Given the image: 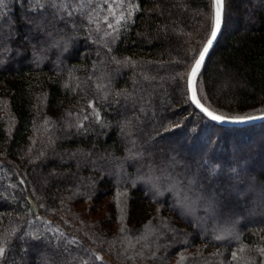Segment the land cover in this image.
Masks as SVG:
<instances>
[{"label":"trees","instance_id":"trees-1","mask_svg":"<svg viewBox=\"0 0 264 264\" xmlns=\"http://www.w3.org/2000/svg\"><path fill=\"white\" fill-rule=\"evenodd\" d=\"M223 4L197 97L225 118L263 114L264 0ZM213 17L214 0H3L0 264H135L131 256L136 264H264V169L247 179L234 173L230 166L245 167L246 158L228 136L241 131L249 160L261 167L264 132L249 139L245 130L264 122L218 125L189 98ZM224 79L230 85L218 86ZM179 81L184 108L159 111V94ZM185 114L223 131L215 149L200 154L211 172L157 148L189 126ZM104 195L122 196L128 207L130 232L120 241L128 249L100 229L101 215L90 222L74 210L86 213V202L102 210ZM143 226L149 238L140 242ZM86 250L91 260L81 257Z\"/></svg>","mask_w":264,"mask_h":264},{"label":"rangeland","instance_id":"rangeland-1","mask_svg":"<svg viewBox=\"0 0 264 264\" xmlns=\"http://www.w3.org/2000/svg\"><path fill=\"white\" fill-rule=\"evenodd\" d=\"M248 20L250 21V18H248ZM249 21H247V22H249ZM180 72H181V70H180ZM184 82H185V78H184ZM226 84L230 85L229 82H228V79H224L222 84L220 83V84H218V86L222 85L224 87V85H226ZM205 85H207V84H205ZM201 87H202V83H201ZM206 87L204 86V89ZM216 87H217V85H216ZM164 94L165 93L159 94V96L157 98L158 104L160 105L159 108H158L159 111H163L164 109H167L168 108L167 104H169V103H173L174 108L175 107L176 108L182 107L181 110L184 108L182 103L187 101L186 100V95L187 94H186V86L181 81H179L177 84H175V86L173 85V87L171 89V94H169V95H164ZM185 103H187V102H185ZM263 109H264V107L262 109H260V111H264ZM178 115H180V114H178ZM257 115H260V114H257ZM137 116H138L137 119L142 118L141 117L142 115H141V113L139 114V112L137 113ZM185 116H186V119H185L184 124L187 123L188 120L190 119V123L188 124L189 126H187L186 129H178L179 131H177L176 133L166 137L165 140L169 141L168 142L169 144L166 143V145H165L163 143L161 144V143L157 142V146H158L157 148L160 149V147L162 146V149H160L161 151L165 150V149H166V151H167V149H169L168 152H173L174 151V155H172V160L174 162H178L179 163L178 160H179V156L180 155L182 157L186 156V158H190L191 159L192 164L194 163L197 166L203 165L205 167V169H206L207 165L205 163L201 164L202 158L200 157L201 156L200 154L203 153V148L204 147H206L209 150L215 149V145L217 144L218 139L220 141V138L224 137V134L221 133L223 131L214 130V129H217V128L208 129L207 127L202 129V127H200L199 125L197 126V124H201L202 122L198 121V119L196 117L188 118L191 115H187V114H185ZM219 116H221V115H219ZM194 124H196V125H194ZM192 125H194V126L192 127ZM238 129H240V128H238ZM259 129L260 128H256V129L254 128V129H251V130H245V132L249 133L248 134L249 139H253L254 136H256V134L264 132V129H260V130ZM230 131H231V135H228V136L230 137L231 144H230L229 147L234 149L236 151L235 153H237V154L243 153L245 155V158H246V162L244 161L246 163L245 167H244V165H242L241 162H239V163L236 164L238 167L230 166V169L232 171H234V173H235L236 170L239 171L238 173H240V176H242V178H245V177H246V179L247 178H251V177H253V173H255L257 171H262V169H264L263 168L264 164H261V167L254 166L255 163L249 160V157L251 156L250 155L251 152L249 150H247V147H246V146H249L248 140H246L244 138V135L242 134L241 131H239L237 129L236 130L232 129ZM252 136H253V138H251ZM257 140H259L258 146H261V142H262L263 146H261L259 148L263 149V151H264V133H263V135L258 136ZM221 145L222 146H221L220 150L223 149V152L221 150V153L224 154V150H225L223 148L224 144L222 143ZM175 153L176 154L178 153V154L175 155ZM237 154H235V155H237ZM261 163H264V159H262ZM190 165H191V163H190ZM239 168L242 169V171H240ZM254 168H256V169L253 170ZM206 170L211 172V168L209 166L207 167ZM169 171H170V173L176 174L178 176L182 175L179 172L174 171L173 168H170ZM223 180H225V179H223ZM218 183H219V181L216 183V186H217ZM213 188H218V187L213 186ZM250 189H248L246 191H250ZM213 190L216 191V189H212L211 192ZM153 191H154V193L156 192V190H153ZM252 191L253 190L251 189V192ZM37 196H40V192L39 191L37 193ZM104 197H105L104 198L105 203H104V205H102V210L99 209L98 205L94 209L93 203H91V202H86V204H85L87 207H90V210H88V211L86 210V213H84L82 210H79L78 208H75L74 210L78 213V215H80V217L82 216V218H84V219H86L87 221H90V222H94L92 220V218H94L96 215H101L102 221L103 220H106V221L103 223V225L101 226L100 229L103 232L104 231L108 232V234H109V231L115 232V233L109 235V239L114 241L113 243L118 244V245L121 244V245H123L125 247V249H128L129 246L126 245V242L122 241L120 243V241L122 240L121 237L124 236V235H129L128 233L130 232L126 228L127 216H128V207L125 204V202L123 201L122 196L116 197L115 195H112V196L106 197V195H104ZM240 202L242 204V207H245L244 206L245 204L242 202V200ZM110 205H112V207L115 208V211H116L115 216H113V214L109 211L110 210ZM97 219L98 218H96V220ZM208 222H209V220H207V223ZM108 229H110V230H108ZM138 233H142L144 235V237L143 236H139L138 237V240H140V242H141V240L142 241L143 240L144 241L148 240L149 236L146 237V235H147L146 233H148V228L147 227H144V226L141 227L140 231H138ZM142 234H140V235H142ZM123 240L126 241V239H123ZM190 250H191V247H189V249H185L183 254L184 253L188 254V252ZM105 251L108 253L107 256L109 255V258H110V253L108 252L109 250H105ZM91 254L92 253H90V252H88V250H86V251H83L81 257H83L85 261L86 260H91L90 259L91 258ZM157 254H158L157 252L154 253L155 256H157ZM171 255L172 254H170L169 256H171ZM122 256H123V258H128V255L125 254V253H122ZM173 257H174V255L172 256V258H170V261H174L175 260ZM134 258L135 257L131 256L128 259L130 260L131 263H135L136 264L137 261H136V258L135 259ZM148 260L150 261V259H148ZM120 263L122 264V262H120ZM108 264H110V263L108 262Z\"/></svg>","mask_w":264,"mask_h":264},{"label":"snow or ice","instance_id":"snow-or-ice-1","mask_svg":"<svg viewBox=\"0 0 264 264\" xmlns=\"http://www.w3.org/2000/svg\"><path fill=\"white\" fill-rule=\"evenodd\" d=\"M224 0H214V8L215 13L213 17V22L211 24V33L208 38L203 50L199 51V57L194 59V63L191 67V71L189 74V79L187 81L188 88L191 91V101L195 104V106L200 109L204 114L210 117L214 121H223L225 118L219 115L214 114L207 107H205L199 99H197V77L201 71V68L205 62V58L209 52V49L212 47L214 40L217 38V34L220 31L221 23H222V10H223ZM0 4H3V0H0ZM251 119V118H249ZM4 248L0 247V254L4 253Z\"/></svg>","mask_w":264,"mask_h":264},{"label":"water","instance_id":"water-1","mask_svg":"<svg viewBox=\"0 0 264 264\" xmlns=\"http://www.w3.org/2000/svg\"><path fill=\"white\" fill-rule=\"evenodd\" d=\"M214 13H215V8H214ZM223 14H224V4H223V10H222V23H221V27H220V31L217 34V38L214 40L212 47L209 49V52L205 58V62L201 68V71L203 70V68L206 65V62L213 50V48L215 47L219 37H220V33L222 31V27H223ZM200 71V72H201ZM200 74V73H199ZM198 74V75H199ZM188 92H189V97H191V91L188 88ZM198 99V97H197ZM191 100V99H190ZM192 102V101H191ZM194 105L195 108H197L195 106L194 103H192ZM204 105V104H203ZM205 106V105H204ZM206 107V106H205ZM198 109V108H197ZM200 112H202L200 109H198ZM210 110V109H209ZM211 111V110H210ZM203 113V112H202ZM214 113V112H213ZM204 114V113H203ZM216 114V113H214ZM208 119H210L211 121L215 122L218 125H222V126H243V125H247V124H255V123H259V122H264V114H260V115H253V116H249V117H244V118H225L223 121H214L212 120L210 117H208L206 114H204ZM218 115V114H216ZM251 118V119H249Z\"/></svg>","mask_w":264,"mask_h":264}]
</instances>
